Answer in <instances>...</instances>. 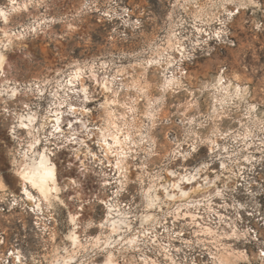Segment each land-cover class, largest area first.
Wrapping results in <instances>:
<instances>
[{"label": "rangeland", "instance_id": "374dc122", "mask_svg": "<svg viewBox=\"0 0 264 264\" xmlns=\"http://www.w3.org/2000/svg\"><path fill=\"white\" fill-rule=\"evenodd\" d=\"M83 3V0H46L41 10L44 17L59 22L51 27L57 34L39 30L37 35H29L21 45L13 46L6 52V79L11 83L5 85L18 83L24 96L13 101L0 92V264H106L109 257L112 264H264V256L261 255L264 253V32L258 27L264 24V5L256 0L255 7L249 5L237 12L238 8L234 6L245 5L248 0H234L228 8L235 9L237 13L226 18L228 12L223 9L221 0H102L99 4L102 12H114L116 15L117 10L121 16L116 15L117 20L109 21L101 12L90 13ZM4 4L5 1L0 0V5ZM126 11H131L130 17H124L128 13ZM29 16L28 13L17 14L12 27L32 23L35 19ZM195 18L208 21L210 32L223 29L221 39L211 38L199 46L197 57L189 66L191 80L187 82L190 84L185 87L187 90L165 92L160 69L155 71L153 66L144 78L145 70H149L147 62L163 57L165 52H172L165 48L170 37L177 41L175 22L183 19L185 29L191 30ZM128 19L130 25L125 22ZM68 22L77 28L68 30ZM178 38L184 45V38ZM1 40L5 38L0 33ZM77 64L85 70L80 78L82 82L77 80L76 85L67 83ZM92 65L100 74L121 75L124 82H129V89H121L120 81H116L112 91H104L98 82L99 76L92 78L90 75ZM224 68L229 77L236 74L246 87L245 99L233 104L236 115L243 114L246 109L247 114L253 117L247 109L248 101L258 106L256 114L259 119L254 118L251 125L253 131L232 136L240 144L232 154L239 152L238 159L242 155L253 158L250 162L242 160L240 164L235 160L229 162L232 164L229 168L234 171L236 168L241 171L244 165H250L245 172L250 183L247 189L252 193L234 192L225 184L222 188V174L228 172L214 171L218 162L211 155L217 145L214 146V153L209 154L212 141L218 142V127L216 123L213 126L210 120L211 110L213 116L219 117L223 109L213 112L212 95L205 86L213 83ZM132 81L140 82L145 92L137 91ZM60 83L64 85L60 93L67 99V104L76 108L77 115L87 126L78 132L77 139L71 140L63 151L57 153L56 163L62 178L79 177V180L76 189L60 196L62 201L54 200L49 208L45 202L42 203L43 215H38L39 212L33 209L34 202L23 197L16 164L12 163L15 158L18 161L22 159L20 152L27 149V142L31 140L27 137L25 146L20 150L17 141L9 136L11 128L17 124L12 112L16 108L21 110V101L27 99L41 120L40 116L50 114ZM80 84L87 88V101L83 100L85 93L78 88ZM118 88V99L122 102L137 97L140 105V116L136 118L137 133H144L145 140L132 145L127 178H122L123 188L116 196L114 191L118 189L119 182L113 165L115 148L109 155L106 154L105 142L98 128L105 113V103ZM118 109L121 112L124 110L121 106ZM64 110L65 117L71 119L73 111L70 106ZM155 115L157 126L152 128ZM195 115L199 116L196 119L198 123H209L201 131L208 142L191 151V145L196 146L194 140L200 135L184 123ZM191 120L192 125L196 124L194 118ZM212 120L215 121L214 118ZM49 127L47 121L44 130L40 131L42 136L49 132ZM67 129L68 126L64 125L66 134ZM18 134L26 137L23 131H18ZM136 138L140 139L139 136ZM111 141L109 137L107 142ZM246 142L252 143L249 151ZM179 144L187 150L186 154L181 150L177 152L175 148ZM218 147L223 150L218 154L220 158L226 157L224 147L228 151L229 146ZM76 153L78 159H83V167L76 160ZM200 167L205 170L202 178L208 176L214 179L220 175L216 181L222 191L219 196L210 195L206 188L198 189L203 184L201 181L193 187L183 185V192L170 191L172 193L168 195L162 187H158L157 191L153 189L148 194L154 183L160 184L159 177L169 180L167 171L181 173L184 171L181 168H189V171L196 172ZM81 169H85L83 173H80ZM107 178L117 183L105 188L104 180ZM168 189L171 190V187ZM33 194L38 196L35 191ZM15 200L19 205H13ZM116 204L121 208L120 213H126L120 218L127 225H122L124 229L113 233L108 222L109 205L118 210ZM76 213H80L78 230L83 243L73 247L69 238L74 228L70 215ZM133 240L135 244L127 243Z\"/></svg>", "mask_w": 264, "mask_h": 264}, {"label": "bare ground", "instance_id": "6f19581e", "mask_svg": "<svg viewBox=\"0 0 264 264\" xmlns=\"http://www.w3.org/2000/svg\"><path fill=\"white\" fill-rule=\"evenodd\" d=\"M4 1H5V4L0 5V10L4 11L7 14L8 19H7V22H4L3 18H0V22L2 23V25L0 26V33L5 38V40L0 41V44L2 45V47H0V57H3V60L0 61V92H1V95L9 97L13 101H15V100L18 101L19 97L24 96V94H23L24 92L22 91L23 92L22 93L21 89H19V84L15 83V85L13 84L14 86L13 85L11 86L9 84H8V86L5 85V83L10 82L9 80L6 79V77H7L6 65L8 64V58H7L6 52L9 51L11 48H13V46L21 45L23 40L26 39V37H28L29 35H33V34L37 35L39 33V30H40V32L42 31V32L47 33V31H49L51 34H54V35L57 34L55 31H53V29L51 27H52V24H56L59 22L54 20V19L49 20L47 17H44V13L42 12L41 8L44 7L43 3L46 0H17V4L15 6L12 5L11 0H4ZM101 1L102 0H83V2H84L83 6L84 7L86 6L87 10L90 13L101 12L104 16L105 15L108 16L109 15L108 11L102 12V10L99 8V4ZM233 1L234 0H232V2ZM221 2H222L223 9L229 13L230 10L228 8V5H230V4L225 6V0H221ZM26 3L29 4V7L27 10H24V5ZM46 5H47V3H46ZM239 5H244V4L241 3ZM13 7H15L17 9L15 12L12 11ZM241 8L242 7H239L237 12H239V10ZM125 9H127V8H125ZM234 10L235 9L232 10L231 17L237 13V12H234ZM126 12H128V13H125L124 17H130L129 12H131V11H126ZM200 12H201V10H200ZM23 13H28L29 15H31L29 17H32L35 20L32 23H21V24H19L20 25L19 27H12V22L14 21L15 16L17 14H23ZM105 13H107V14H105ZM118 14L119 13L116 10V15L118 17H121ZM129 19L125 20V22H126V24L128 23L130 25L131 23H130ZM220 21L222 23V20H220ZM135 22H137V21H135ZM132 24H134V23H132ZM43 26H45V27H43ZM67 28L70 31L71 30L74 31L77 27L73 23L68 22ZM194 28L197 30V32L199 34L203 33V29L200 28V26H198L197 24L194 25ZM32 29H35V31H32ZM175 39H177L176 42L173 41L172 38L170 37L168 39V42H167L168 46H167V48H165L168 50L169 49L172 50V52H169V51L167 52L168 55L171 56V58L169 60H167V62H166L167 67H164V63H162V61H161L162 57L159 59H155V60L151 59L147 62L149 64V67H148L149 70L146 68L147 70H145V72H144V78H146V75L148 72H150V70H153V66L156 67L154 69L155 71L159 70V69L167 70L168 67H170L174 64V59H173L172 54L173 53L174 54L175 53H183L182 51L186 50L185 46L180 42L181 39L178 38L177 36L175 37ZM95 68L96 67H94L93 65L90 67V75L92 76V78H97L99 76L98 82L101 84L102 89L104 91H105V89H104L105 81L107 82L109 89L112 88L114 82H116V81H120V87H122L121 89H124V87L125 88L127 87L129 89V85H128L129 82L128 83L124 82V78L120 77L121 75H111L110 76V75H107V72H106V74H100L95 70ZM84 71L85 70L82 67V65L77 64L76 67L74 68V70L72 71V73L70 74V81H67V83L70 82L71 84H73L77 80L81 81V79H82L81 76H82ZM129 76L131 77V75H129ZM162 76L164 77V82L162 84L163 89H164V84L166 83L167 80L176 81L179 85L178 89H180V91L187 90L188 88H185V87L190 85V84H184L186 82H189V80H191V76L189 74L184 76V77L181 75H180V77H179V75H174L173 77L170 78L169 76L166 75V72H164ZM183 79H185V81H183ZM132 83L134 84L133 86L135 88H137V91H139L141 93L145 92L144 87L142 86V84L140 82L132 81ZM32 84H34V83L32 82ZM75 85H76V83H75ZM62 86H64L63 83H60L58 85V87L60 89L57 88V90L55 92V95H54L55 101L53 102V105H51L52 108L51 109L49 108L50 114L46 115V116H42V117L40 116V118H42L41 120L38 117L37 111L33 110V107L31 106L30 103L27 102V99H25V98L24 99L26 101H21L22 102L21 105H23V106H21L22 107L21 110H18L16 108L13 112L11 111L14 115V119L16 120L15 122L17 124H16V128H15V133L13 132V127H12L11 131L9 133V136L12 138L13 141H17L16 143H18V146L21 147L20 150H22V147L25 146V144H26L25 139L27 137H29L31 139L27 142L28 143L27 149H25L23 152H20V157L22 159L20 161H18L15 158L12 161V163L16 164V173H17V178L20 180V184L18 183V181H17V183L20 185V188L22 189L23 197L26 198V199L25 198L24 199L26 201H30L32 203L34 202L35 205L33 206L32 203H31V205L33 206L34 211H37V213L39 212L38 215H43L42 210H41V204L42 203L45 202L49 208L50 206H53L54 200L62 201L60 198L61 195H63L64 193H66L67 191H69L71 189H76V187L78 186V183H77V186H74L72 184L73 179H75L74 177L62 178V176L60 174L59 166L56 163V157L55 156L57 155V153H60L61 151H63L66 148L67 143H69L71 140L77 139L76 135L78 134V132L83 130L87 126V124H86V122L82 121V117L77 115L76 108L74 106H72L71 104H67V99H65V96H63L60 93V91L62 90ZM147 87H149V86H147ZM205 87L208 88L209 91L211 92L212 99H213V112L214 113H218L220 108L225 110V108L230 107L231 104H235L236 102L238 104V102L245 99L246 87H244V85H242L240 79L238 78V76L236 74H235V76L233 75V77H229L226 74L225 68L223 70L219 71L218 75L214 78L213 83L208 84ZM74 88H77V87L75 86ZM74 88H72V89H74ZM78 88H80L82 92H84V90L87 89L83 84H80V86H78ZM238 88L240 89L239 94L237 93ZM128 89H126V90H128ZM3 91H6L7 93L4 94ZM75 91H77V90H75ZM81 91L79 90V92H81ZM168 91H173V90H167L165 92H168ZM119 93H120V88H118V90L114 91L113 97L111 99H109V98L107 99L105 106H104L105 113L102 116L103 117L102 123H101V126H99V128H98V133L102 136V139L105 142V151H106L107 155H109L110 151L113 148H115V155H113V157L115 158V161H114L113 165H114L115 169L117 170L116 174L118 172V177L116 178V180L119 182V185H117L116 187H118V189L122 190V188H123L122 178H127V174H125L123 171H121V169H118L116 167V161L120 160L122 168H128V171H129V163H130L129 162V155H130V151H132V145L136 146V145H138V143H140L142 140H145V139H144V133H139V134L137 133L138 127L136 125V113H138V111H140V109H139L140 105L138 103L137 97L136 98L135 97L130 98L129 99L130 101H128V102H126V101L122 102L118 99ZM25 95H26V93H25ZM32 95H33V93H32ZM237 95L240 96L239 99L236 98ZM154 101H157V100H154ZM149 103L151 104V101H149ZM192 104H194V103H192ZM68 105L70 106L71 109L75 108V111L73 112V115L71 116V119L65 117L66 116V114H65L66 110H64V109ZM189 105H191V104H189ZM118 106L123 107L124 110L121 112L118 109ZM253 107L255 108L254 111L251 110ZM257 107L258 106L256 104L250 103L248 101L247 109L249 110L250 114L255 116V118H258V116L256 114L257 113ZM7 112H10V111L7 110ZM29 116L32 118L31 123H29V121L26 119ZM57 120H59V125H57V123H56ZM21 121H23L25 124H28V128L21 129L19 127V123ZM47 121L49 122V125H50L49 128L50 129H49V132L45 136H42L41 135L42 133H40V131H41V129L44 130V126L47 123ZM69 124L71 125V127H68V129H67L68 133L66 134L65 131L63 130V126L64 125L68 126ZM37 125H39V126H37ZM56 127H59L61 130L59 132L55 131ZM18 131L25 132L26 137H23V136H25L24 134L22 135V137H20L18 134ZM221 135H223V134H221ZM117 136L120 137L119 141H116L114 139ZM137 136H139L140 139H137L136 138ZM246 136H247V134H245V137ZM109 137L112 139V141L110 143L111 144V150L109 148V144H106V141L108 140ZM124 137H129L130 142H129V140H125ZM117 144H119V148L116 147ZM251 144L252 143H248V142L245 143V146L246 145L248 146L247 147L248 151H249V146ZM29 145H33V146L30 147ZM215 145L219 146L218 142L212 141V146L210 147L211 154L214 153V146ZM194 148L196 151L197 147L194 146ZM224 149H225V153H227V156L220 158L221 170L223 172H225V171L230 172V173L232 172L234 174V176H238V173H236V174L234 173L235 171L233 170V168H229V166H228L229 163H227L228 160L226 158H229L230 159L229 161L235 160V162L237 164H240V161H242V160L246 161V162H250L251 158H253V157H250L249 155H242V158L238 159V156L240 155L239 152L232 154L229 152V150L227 151V147H224ZM41 157H44V159L49 164H51L55 167V169H56V181L54 184V188L57 189L58 191H50V188L52 187L51 182H49L48 184H42L40 175H37L35 177L32 176V170L40 169ZM78 157H79V155H78V153H76V160H78L80 162V167H83L84 166L83 159L82 158L78 159ZM185 161H187V160H185ZM205 166L207 167L206 164H205ZM208 166H210V165H208ZM203 167L196 169V172L189 171V168H181L182 170H184L181 173H176L175 171L169 170V171H167V175L170 177L169 180H167V179L164 180L163 177H161V178H163L161 180V178L159 177L158 179L160 180V182H159L160 184L154 183L149 188L148 194H151L153 189H155V191H157L158 187H162L165 190V193H167L168 195H170L169 193H172L170 191L183 192L184 191L183 185H185V186L186 185H192V187H193L196 183H198L200 181L203 182V184H205L206 187H204V185L201 184V185H199L198 189L203 190L206 188L207 190H209L207 192L210 195H212V194L216 195L217 192H219L221 194V192H222L221 189L216 185V181H217V179H220V175L219 174L216 175V177L214 179H211L208 176L202 178L203 173H205V170H203L204 169ZM84 170L85 169H81L80 173H83ZM128 171H127V173H128ZM25 172L28 173V180L35 182L38 185L37 187H33L31 182H27L25 179L21 178ZM40 172L42 174L43 170L40 169ZM200 172H202V173H200ZM109 179L110 178H107L106 180H104L105 181V183H104L105 188L111 187V186H113V184L117 183V182H113L112 180H109ZM163 181L165 182V184H161ZM3 184H4V182H3ZM42 187L44 190L43 192L41 191ZM168 187H171V190H169ZM7 188H9V187H7ZM25 190H27L28 194L32 196V200H29L28 197L26 195H24ZM117 190L114 192H115L116 196H119L120 191L117 192ZM34 191L37 192L38 196H35L33 194ZM45 192L48 193L47 196H45V194H44ZM173 194L176 195L175 193H173ZM102 202H104V201H102ZM17 204H18V200H15V203L13 205H17ZM105 204L108 205V201H106ZM31 205H30V207H31ZM109 206H110L111 212L109 214L110 219H108V222H110L112 232L116 233V232H119V230L121 228L124 229L122 227V225H127L126 221L123 220L122 218H120V215L125 216L126 213H124V212L120 213L121 208H119L117 204L115 205V207H118V210L113 208L112 205H109ZM29 209L30 208H28V210ZM79 214L76 213V214L70 215V221H71L74 228L71 231L69 238L71 239V241L74 244L73 247H75V245L81 246L83 243V241L81 242L79 230H78L79 229L78 221L80 218ZM73 217H76L75 223H73ZM36 218H38V217H36ZM44 218H41V219H44ZM38 221H39V219H38ZM41 224H42V222H41ZM47 224H48V222H47ZM121 232H122V230H121ZM73 237H75V240H73ZM94 238H96V237H94ZM1 239H3V238H1ZM92 240H94V239H92ZM11 248H13V247H11ZM77 249H79V247ZM13 251H14V249H13ZM74 253H76V252H74ZM0 255H2V254H0ZM18 255H16V256H18ZM169 255H170L169 253L166 254L167 257H169ZM2 257L4 258L6 256H2ZM14 257H12V258H14ZM6 258H4V259H6ZM21 259H22V257H21ZM12 260L14 261V259H12ZM13 261H11V263Z\"/></svg>", "mask_w": 264, "mask_h": 264}, {"label": "built area", "instance_id": "2783aa9c", "mask_svg": "<svg viewBox=\"0 0 264 264\" xmlns=\"http://www.w3.org/2000/svg\"><path fill=\"white\" fill-rule=\"evenodd\" d=\"M199 8V7H198ZM114 13V12H113ZM113 13H109V15H105L104 17H107V20L109 21H114L117 20L115 18H117V16L113 15ZM119 20H122L119 19ZM183 21V19H181ZM182 21H177L174 23L173 21V25H174V29H175V33H177L178 37H183L185 40L184 45L186 50H183V53H173V59H174V64L170 67H168L167 70H161L160 69V73L162 74V71L166 72V75L169 76L170 78L173 77L174 75H180L181 76H186L189 74V66L190 64H193V61H195L196 57H197V53H198V49L199 46L202 45L203 42H207L208 39L211 38H215V32L217 30H214V32H210L208 31L209 29L207 28V24L209 23L208 21H203L202 19L197 20V18H195V21L193 23V26H191V30H186L185 26H183ZM198 22H200V24H198ZM197 23L198 26H200L201 28H203V34L199 35L196 33L195 29H194V25ZM189 33H191V35H189ZM211 34V35H210ZM171 52V51H170ZM175 57V58H174ZM171 58L170 55H168V53H164V56L161 58L162 63H164V67H167V60H169ZM183 81H185V79H183ZM184 84H187L184 83ZM177 91V90H176ZM170 92H174L170 91ZM179 92V89H178ZM235 105L231 104L230 107L225 108V111L220 110V116L219 117H215L212 114V110H211V116L212 118L215 119L212 120V118L210 119L213 122V126L215 125V123L217 124L216 126L218 127V132H216L218 134V137L216 140H218V144L221 146H224L225 144L229 146V151L230 153H232V151H235L236 149H239L240 144H237L235 140H233L232 136L243 132H246L247 130H251V125L253 123V120L255 118V116H250L249 114H247V111L245 109L244 113L237 116L236 112L234 111V107ZM198 109L199 106L197 104ZM140 116V114L136 113V118L138 119ZM156 116L154 118V124L152 122V128L157 126V122H156ZM199 116L195 115V117H191L194 118L195 121ZM191 118H187L188 121L191 120ZM184 125H190L191 127V131L195 130L196 132L199 133L200 137H202L201 135V131H203L206 127L209 126V123L203 125V123H198L196 121V124L192 125L191 123L185 122ZM214 129V128H213ZM154 130V129H153ZM223 134V135H221ZM199 137V139H195L194 140V144L197 146V150L199 149V147L202 145H204L206 142H208L206 139V136L203 138L204 140L202 141L201 138ZM210 146V144H209ZM190 148V147H189ZM192 148H194V145H191V151ZM177 150V152H179V150H181L182 153L186 154V149L179 144V147L175 148ZM184 149V150H183ZM177 155H179V153H177ZM220 152H223V150L220 149V147L215 146V153L213 155H211V151H210V147H209V154L211 156H214V158H216L217 162H218V168L217 170L214 171H218L221 170V164H220V156L218 155ZM176 155V156H177ZM180 156V155H179ZM225 156H227V154H225ZM181 157V156H180ZM183 159V157H181ZM231 161H227V163H229ZM213 164V163H212ZM231 163L228 164L229 167H231ZM243 166V165H242ZM245 167L242 168L241 171L238 170V168H236L235 174L238 173V176H234V174L232 173H225V175L222 174V180L223 182L220 183L221 187H223V185L225 184V186H228L229 189H232L234 192H250V189H247L250 185L249 183V176L247 175V170H249V168L247 166L250 165H244ZM213 170V169H212ZM253 191H251L250 193H252Z\"/></svg>", "mask_w": 264, "mask_h": 264}, {"label": "snow or ice", "instance_id": "6c2138e0", "mask_svg": "<svg viewBox=\"0 0 264 264\" xmlns=\"http://www.w3.org/2000/svg\"><path fill=\"white\" fill-rule=\"evenodd\" d=\"M259 2H260L262 5H264V0H259ZM11 3H12L13 6H15V5L17 4V0H11ZM230 3H232V0H225V6H227V5L230 4ZM255 3H256V0H248V3H247V4H245V5H235L234 7H235V8H239V7H247V6H249V5H251L252 7H255ZM28 7H29V4L26 3V4L24 5V10H27ZM16 10H17V9H16L15 7L12 8V11H13V12H15ZM105 14H107V13H105ZM231 15H232V10L229 11V13L227 14L226 18H227V17H230ZM0 18H3L4 22H7V19H8L7 14H6L4 11H2V10H0ZM258 27H259L260 31L264 32V24H261V25H259ZM32 31H35V29H32ZM222 31H223V29L218 30V31L215 32V38H216L217 40L221 39ZM2 60H3V57H0V61H2ZM222 82H223V81H222ZM178 88H179V85H178V83H177L176 81H174V80H167L166 83L164 84V90H165V91H167V90H176V89H178ZM104 89H105L106 92H110V91H112V89H109V88H108V85H107V82H106V81H105V83H104ZM84 92H85V96L83 97V100H84V101H87V100H88V96H87V94H86V93H87V89H85ZM237 93H238V94L240 93V89H239V88L237 89ZM13 95H14V94H13ZM236 98L239 99L240 96L237 95ZM189 107H191V105H189ZM251 110L254 111L255 108L253 107ZM71 111L74 112V111H75V108L71 109ZM26 119L29 121V123L32 122V118H31L30 116L27 117ZM186 122L191 123V121H186ZM56 123H57V125H59V120H57ZM19 127H20L21 129H26V128H28V124H25L23 121H21V122L19 123ZM68 127H71V125L69 124ZM15 128H16V125H13V132H14V133H15ZM60 130H61V129H60L59 127H56V128H55V131H57V132H59ZM21 134H22V133H21ZM114 139H115L116 141H119V140H120V137L117 136V137H115ZM124 139H125V140H129V142H130V138H129V137H124ZM76 142H80V141H76ZM141 142H143V141H141ZM106 144H109V148H110V150H111V144H110L109 142H107V141H106ZM29 146L31 147V146H33V145H29ZM116 147L119 148V144H117ZM177 147H179V146H177ZM192 151H195V148H192ZM112 154L115 155L114 152H113ZM116 167H117L118 169H121V171H123L125 174H127L128 168H122V166H121V161H120V160H117V161H116ZM40 169L43 170L42 174H41V172H40ZM40 169L32 170V176L35 177V176H37V175H40V176H41V183H42V184H48L49 182H51L52 187L50 188V191H58L57 189L54 188V184H55V181H56V169H55V167H54L53 165L49 164V163L44 159V157H41V160H40ZM21 178H22V179H25L27 182H31L33 187H37V186H38L35 182H33V181H29V180H28V173H27V172H25ZM78 180H79V177H76L75 179H73L72 184H73L74 186H77V181H78ZM41 191H42V192L44 191V190H43V187L41 188ZM119 191H121V189H118V190H117V192H119ZM44 194H45V196L48 195L47 192H45ZM24 195H26V196L28 197L29 200H32V196L28 194V191H27V190L24 191ZM216 195L219 196L220 193L217 192ZM70 207H73V206L70 205ZM75 222H76V217H73V223H75ZM101 226L103 227V225H101ZM73 240H75V237H73ZM127 243H129V244H135V241H134V240H133V241H127ZM261 255L264 256V253H262ZM106 264H112V258H111V257H109V259L107 260Z\"/></svg>", "mask_w": 264, "mask_h": 264}]
</instances>
